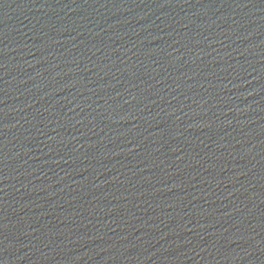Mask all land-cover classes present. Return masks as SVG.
I'll return each instance as SVG.
<instances>
[{
	"label": "water",
	"instance_id": "95a60500",
	"mask_svg": "<svg viewBox=\"0 0 264 264\" xmlns=\"http://www.w3.org/2000/svg\"><path fill=\"white\" fill-rule=\"evenodd\" d=\"M0 264H264V0H0Z\"/></svg>",
	"mask_w": 264,
	"mask_h": 264
}]
</instances>
